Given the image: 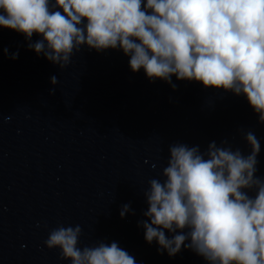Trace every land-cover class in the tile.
Returning a JSON list of instances; mask_svg holds the SVG:
<instances>
[{
	"label": "clouds",
	"instance_id": "obj_1",
	"mask_svg": "<svg viewBox=\"0 0 264 264\" xmlns=\"http://www.w3.org/2000/svg\"><path fill=\"white\" fill-rule=\"evenodd\" d=\"M0 27L23 34L30 50L60 69L84 46L121 50L150 82L175 89V76L243 95L264 124V0H0ZM34 34L40 39L31 42ZM244 139L247 155L227 141L203 152L169 146L163 180L150 179L143 192L147 219L139 222L158 253L174 257L184 248L207 264H264L261 145L250 130ZM130 211L123 205L121 218ZM81 234L80 225L60 224L44 244L70 264H136L118 242L79 247Z\"/></svg>",
	"mask_w": 264,
	"mask_h": 264
}]
</instances>
